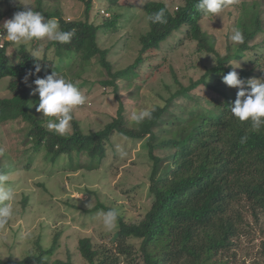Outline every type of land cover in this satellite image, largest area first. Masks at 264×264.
<instances>
[{
    "label": "trees",
    "instance_id": "16d2710c",
    "mask_svg": "<svg viewBox=\"0 0 264 264\" xmlns=\"http://www.w3.org/2000/svg\"><path fill=\"white\" fill-rule=\"evenodd\" d=\"M106 1L111 10L113 6H123L121 2L125 0ZM96 2L85 0L86 19L75 21L64 18L59 10H43L41 0H38L33 10L41 12L46 18H55L62 31L74 32V35L68 43L48 41L43 54H37L35 49L22 44L18 51V63H14L7 54L8 47L13 43L9 42L6 48L0 49V80L11 79L7 88L11 97H0V123L19 118L29 122L31 129L25 143L30 145L29 151L43 152L50 156L48 160L52 164L67 156L65 170L68 173L108 171L111 165L109 154L116 153L115 136L129 142H147L151 163L148 190L152 199L151 208L140 221L134 223L118 216L117 243L113 249H95L90 238H82L77 250L87 263L121 264V257H125L128 260L126 264H138L135 262L140 257L144 264H232L231 252L241 233V212H236L234 207L245 199L254 214L264 213V127L255 131L250 121L242 122L232 114L230 107L236 95L224 92L219 81L232 71L227 63L234 58H245L246 51L250 50L249 43L263 31L261 15L256 17L253 32H249L245 24L237 28L243 32L244 42L235 47L233 56L219 57L217 67L208 70L189 87L180 85V89L165 100L166 105L152 119L132 127L124 123L126 108L119 98L120 86L117 83L124 80L132 86V80L139 75V67L145 64L146 54L161 50L163 43H167L174 34H183V39L196 42L201 52L216 54V51L208 44L201 27L200 21L205 15L197 11V0H185V4L176 11H171L164 1L146 0L142 5L146 15L149 17L160 8H165L167 23H151L148 20L150 28L140 37L141 48L136 60L126 69L114 72L108 60L109 50L99 47L98 35L102 30H114L120 16H112L103 25L95 24L91 15ZM5 6L10 12L26 9L14 6L11 0H0V27L4 32L1 22L5 17V13L2 14ZM50 51L60 60H70L74 55L71 65L80 64L78 76L91 65L93 58H99L100 67L106 71L104 80L99 83L105 88L112 87L120 105L117 117L104 129L85 134L72 113V129L61 134L48 130L44 121L32 113L31 85L37 78H46L55 69L54 60L48 56ZM37 62L41 65L39 73H35ZM251 63L264 65V55ZM238 74L241 79L247 80L253 73L242 69ZM209 77H213L216 85L207 82ZM261 77L264 79V74ZM200 86L209 87L216 94L210 102L217 113L191 112L185 119L174 116L166 122L169 127L165 130L167 138L156 137L155 129L171 113L173 101L181 96L190 97L192 91ZM170 133H173L172 137ZM180 134L187 137L180 139ZM243 136L248 139L242 144L240 140ZM156 148L174 150V154L169 159L160 158L154 153ZM11 167L0 163V173H12ZM39 185L45 187L44 182ZM24 200L26 204L28 198ZM103 208L99 205L92 212ZM41 240L35 242L36 250L28 252L24 259L0 258V264L74 263L72 258L52 261L58 248L56 238L49 248ZM131 240L141 241L139 250Z\"/></svg>",
    "mask_w": 264,
    "mask_h": 264
},
{
    "label": "rangeland",
    "instance_id": "374dc122",
    "mask_svg": "<svg viewBox=\"0 0 264 264\" xmlns=\"http://www.w3.org/2000/svg\"><path fill=\"white\" fill-rule=\"evenodd\" d=\"M11 1L14 6L24 8L34 9L38 5V0ZM156 1H164L171 11H176L185 4V0ZM145 2L146 0H125L121 2L123 6H113L111 10L106 0H97L95 4L91 20L97 25H103L112 16H120L114 30H102L98 35L99 47L109 50L108 60L114 72L132 65L138 56L140 37L150 28L148 16L142 8ZM41 3L43 10H59L64 18L75 21L86 19L85 0H41ZM4 13L1 26L16 12H10L9 7L5 6L2 11L3 15ZM258 15H261L260 19L263 21V31L249 43L250 50L246 51L245 58L231 59L226 66L237 73L245 69L253 73L251 78L262 79L264 65L261 63L256 66L251 62L264 55V0H233L219 16L208 15L200 21L206 40L216 54L201 52L196 42L183 39V34H174L167 43H163L161 50L145 55V64L139 67V75L132 80V86H128L124 80L118 81L119 98L126 108L124 123L137 126L130 120V115L132 111L142 108L153 110V118L166 105L165 100L180 89V85L189 87L208 70L217 67L219 57L233 56L235 47L240 44L234 43L230 39L231 35L243 24L249 32H253ZM47 43L48 40L44 39L33 40L24 45L35 49L37 54H43ZM22 44L13 43L8 47L7 54L14 63H18V51ZM48 56L54 60V72L81 86L79 88L86 96V103L72 111L85 134L104 129L117 117L120 105L115 92L112 87L105 88L99 83L104 80L106 71L100 67L98 57L93 58L91 65L78 76L76 74L80 72V64L76 62L71 65L74 55L70 60H60L50 51ZM10 81V78L0 80L1 98L11 97L7 90ZM207 82L216 85L213 77H209ZM219 86L230 96H237L238 89L227 86L222 78ZM35 88L36 85L32 84L30 109L50 130L47 127L48 117L36 110L39 94L34 93ZM215 96L209 87L200 86L192 91L190 97L176 98L172 103L171 113L155 129L156 137L166 136L165 130L169 128L166 122L174 116L185 119L191 112L217 113L214 104L210 102ZM148 120L150 119L145 121ZM30 129L29 122L21 118L0 123V163L2 166H12V173L6 174V186H11L15 192L14 215L7 225L0 227V258L22 260L27 257L28 252L36 250L35 242L38 239L41 238L42 244L49 248L56 238L58 248L52 261H67L72 258L73 264H89L77 250L82 238H90L98 250L113 249L117 243L118 223L115 229L108 230L102 224L99 213L116 209L126 222L134 223L140 221L151 208L152 199L148 192L151 163L147 142H129L115 136L113 143L116 155L109 154L111 165L108 171L102 169L92 173L81 170L68 173L65 170L67 156L52 164L48 160L50 156L43 152L29 151L30 145L25 143ZM71 129L70 122L67 131ZM172 136L173 133H170V137ZM184 136L186 135L180 134V139ZM154 153L160 158L169 159L174 150L156 148ZM43 182L45 187L39 185ZM25 197L28 198L26 204ZM99 205L104 208L92 212ZM234 210L241 212V233L235 240L230 262L263 264L264 213L254 214L252 206L245 199L238 202ZM131 242L137 250L140 249L141 241ZM127 261L125 257L120 259L121 264H126ZM135 263L144 264V260L138 257Z\"/></svg>",
    "mask_w": 264,
    "mask_h": 264
},
{
    "label": "clouds",
    "instance_id": "9594fccd",
    "mask_svg": "<svg viewBox=\"0 0 264 264\" xmlns=\"http://www.w3.org/2000/svg\"><path fill=\"white\" fill-rule=\"evenodd\" d=\"M232 2L233 0H197L196 9L205 16H219ZM148 20L151 23L166 24V9L160 8L149 15ZM3 27L6 38L15 45L44 39L50 42L68 43L74 35V32L62 31L55 18H46L41 12L31 7L14 13L11 19L4 22ZM230 39L237 44L243 43V32L236 30ZM40 71L41 65L37 62L35 73ZM222 81L227 86L238 89L236 99L230 107L232 114L242 122L250 121L255 131L264 127V79L243 80L233 70L223 75ZM34 83L36 85L34 93L39 94L37 112H42L43 116L51 118L47 122L50 130L65 133L70 127L73 109L84 105L86 96L78 84L54 71L46 78H37ZM245 85L248 87L246 88ZM152 112L153 110L148 108L134 110L131 112L130 120L140 125L146 119L152 118ZM247 139V136L241 137L240 143H245ZM7 180L8 176L0 173V227L7 225L14 215L15 192L11 186H6ZM118 216L116 209L99 213L102 224L108 230L116 228Z\"/></svg>",
    "mask_w": 264,
    "mask_h": 264
},
{
    "label": "built area",
    "instance_id": "2783aa9c",
    "mask_svg": "<svg viewBox=\"0 0 264 264\" xmlns=\"http://www.w3.org/2000/svg\"><path fill=\"white\" fill-rule=\"evenodd\" d=\"M10 41L6 38V33L4 30L0 27V49H4L7 46V43Z\"/></svg>",
    "mask_w": 264,
    "mask_h": 264
}]
</instances>
